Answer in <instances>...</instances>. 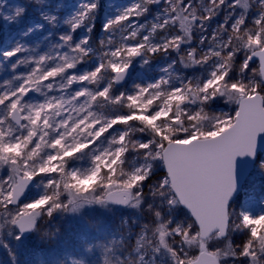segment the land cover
<instances>
[{
	"label": "snow or ice",
	"instance_id": "snow-or-ice-1",
	"mask_svg": "<svg viewBox=\"0 0 264 264\" xmlns=\"http://www.w3.org/2000/svg\"><path fill=\"white\" fill-rule=\"evenodd\" d=\"M36 3L0 39L9 264H264V0Z\"/></svg>",
	"mask_w": 264,
	"mask_h": 264
},
{
	"label": "rangeland",
	"instance_id": "rangeland-1",
	"mask_svg": "<svg viewBox=\"0 0 264 264\" xmlns=\"http://www.w3.org/2000/svg\"><path fill=\"white\" fill-rule=\"evenodd\" d=\"M6 2H9V5H13V6H15V5L27 6L28 10L26 12L27 16H24V19H22V21L20 22V24H22L23 27H20L18 29L14 28V27L12 29H10L9 27H8V29H6L4 27L1 28L0 29V34H1L0 39H4L8 35L16 33L19 29H23L26 25L30 24L33 21L43 23V21L40 19L38 12H37V9H38V7H40V5H38L36 3V0H6ZM73 2H74V0H46V3H50L51 5H53V7L56 4L71 5ZM57 11L61 17H66L67 13L65 15H63L59 10H57ZM0 21H2V20H0ZM26 22L28 24H24ZM61 24H63V23H61ZM48 30H49V26L47 24H45V27L42 31L34 32L33 34H30L28 37L14 36V39H19L20 42L24 43L27 47H37L39 51H44L46 48V45L42 41H43V39L47 38ZM56 30H57V32L63 31V29L58 28V27ZM51 39L53 41H55V36H53ZM19 70L23 71V66H20ZM0 75H3V69H0ZM223 110L227 111L228 109L224 108ZM60 223H61L63 229L65 230L66 236L71 238L75 232V226L70 224L68 221H60ZM30 259L33 260V264H39V261L41 259V255L38 253L36 256L30 257ZM0 264H9V257L7 255V253L2 249H0Z\"/></svg>",
	"mask_w": 264,
	"mask_h": 264
},
{
	"label": "bare ground",
	"instance_id": "bare-ground-1",
	"mask_svg": "<svg viewBox=\"0 0 264 264\" xmlns=\"http://www.w3.org/2000/svg\"><path fill=\"white\" fill-rule=\"evenodd\" d=\"M5 3L6 4H9V2H6V0H5ZM32 7V6H31ZM28 10V9H27ZM32 10V9H31ZM63 15H65L67 12L65 11V9L64 8H60V9H58ZM31 12V11H30ZM36 13V12H35ZM36 15V14H35ZM24 16H27V14H25ZM29 16V15H28ZM23 19H24V17H23ZM24 24H28L27 22L26 23H24ZM6 28V29H8V27L10 28V29H12L13 27L14 28H16V29H18V28H20V27H23V25L22 24H18V25H16V24H13V25H8V24H5L3 21H0V29L1 28ZM57 27L58 28H61V29H63L64 30V28L66 27L65 25H63V24H60V26L59 25H57ZM1 35V34H0Z\"/></svg>",
	"mask_w": 264,
	"mask_h": 264
}]
</instances>
